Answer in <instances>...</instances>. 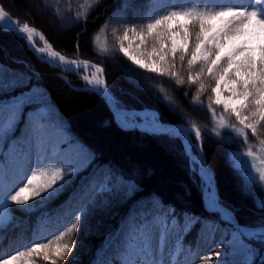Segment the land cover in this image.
<instances>
[{"label":"snow or ice","instance_id":"6c2138e0","mask_svg":"<svg viewBox=\"0 0 264 264\" xmlns=\"http://www.w3.org/2000/svg\"><path fill=\"white\" fill-rule=\"evenodd\" d=\"M202 2L212 4L215 0ZM90 7L86 0L80 11L90 15L87 11ZM79 18L78 12L76 19ZM0 29L26 38L28 47L37 54L46 55L50 61L80 66V62L67 60L54 50L44 35L28 23L18 26V21L3 6H0ZM37 35L43 47H37ZM119 51L140 69L173 78L178 85L185 82L190 86L199 85L198 91L203 92L205 81L214 82L215 86L210 88L213 105L222 106L225 113L234 115L239 125L221 117V129H230L245 142L249 130L252 136L264 135L261 131L264 129V0H255L247 6H172L144 23L125 24ZM177 60L181 66L187 63L186 81L177 70ZM83 66L86 70L90 62L83 61ZM95 68L92 78L83 76L82 79L105 99L112 120L122 131L183 140L189 172L192 178H199L204 209L217 214L227 226L221 229L211 218L187 211L177 213L172 205H161L163 211L153 212L144 202H138L114 230L105 234L91 264H167L166 255L182 239L183 233L197 223L202 229L217 224L220 243L230 249V252L216 253L215 264H264V253L253 246V242L264 245V218L259 226L241 225L235 217L237 210L221 200L214 174L204 162V136L200 127H171L162 124L159 114L147 107L137 109L124 104L108 91L103 69L99 65ZM136 86L147 90L143 83ZM43 104L41 89L30 87L29 77L0 65V157H3L0 159V224L5 222L9 202L23 206L34 199L50 200L92 162L93 154L68 137L64 126L53 122L51 112ZM193 131L195 143L189 139ZM213 134L219 136L220 132L213 129ZM260 143L264 144V139ZM246 155L253 157L254 153L249 150ZM234 159L238 161V156ZM235 167L239 168L240 164L236 162ZM244 180L241 191L251 194L250 184H254L256 178L245 176ZM260 180L264 181V174ZM17 181L23 184L18 189L13 187ZM135 188L130 178L115 173L109 166L103 181L83 193L73 213L74 221L55 236V243L52 240L32 243L26 251H16L0 259V264H36L33 257L41 256L50 264L69 260L79 242L74 238L65 240L66 233L71 237L78 234L87 223L88 207L95 203L96 197L114 190H123L126 194ZM158 199L153 196L149 202ZM256 206L264 211V199H257ZM180 217H183L182 223ZM229 255L232 260L226 258Z\"/></svg>","mask_w":264,"mask_h":264},{"label":"trees","instance_id":"16d2710c","mask_svg":"<svg viewBox=\"0 0 264 264\" xmlns=\"http://www.w3.org/2000/svg\"><path fill=\"white\" fill-rule=\"evenodd\" d=\"M38 2L43 5L42 12L56 25L62 26L68 23L67 27L61 31L50 28L47 19L36 13L27 0H4V5L6 10L21 23L27 22L40 28L58 51L68 56L77 55L79 58L102 64L106 80L117 97L122 101H133L137 105L130 106H151L159 110L162 105L174 106L176 101L180 111L184 105L189 108L185 117L172 115L174 113L172 110L164 113L160 111V117L165 122L192 120L202 128L206 136V161L214 171L221 200L230 208L237 210L235 214L241 224L259 225L264 217L255 213L258 211L256 200L264 199V188L262 185L250 184L251 194L242 195L238 183L242 187L246 175L233 166L229 153L231 149L247 147L246 142L227 129L221 130L219 136L212 132L214 129L212 109L220 110L213 105V95L210 91L213 82L209 84L205 81L206 90L200 92L199 85L190 86L187 82L178 85L173 78L160 76L132 65L119 51L118 35H116L118 26L128 25V22L110 15V10L121 4L123 0H87V3L91 4L87 9L90 15L80 11V6L85 5L86 0H38ZM104 6L106 7L103 8ZM203 7H212V5L201 4L197 8ZM78 12L79 20L76 19ZM96 13L103 14L94 19ZM114 61H117L118 65ZM0 65L29 77L30 87L41 89L43 106L51 112L53 122L61 123L68 137L78 141L93 154L91 164L81 170L54 198L44 202L34 199L23 206L9 202L8 215L2 224V229L8 230L12 223L26 218L37 220L41 224L42 231L36 237L29 239L27 248L31 247L32 243H47L49 240L55 243V236L70 227L74 219L64 228H61L59 223L66 221L78 207L83 193L90 189L89 184L92 179L98 183L103 181L104 173L109 166L115 173H123L125 177L130 178L136 188L126 194L123 190H114L97 196L95 203L88 207L87 223L78 234L71 237L66 233L65 240L74 238L79 243L71 258L60 264H91L105 234L114 230L120 220L138 206V202H144L153 212L163 211L161 205H172L177 213L187 211L202 218L215 219L214 215L203 207L198 186L199 178H192L187 158L178 143L171 142L164 135L154 137L140 131H122L112 120L109 107L103 99L90 91L72 88L49 65L37 58L28 48L25 39L2 29H0ZM186 69V61L181 66L177 60V70L185 81ZM135 78L149 82L150 87L152 86L150 95L147 92L137 91L134 93L136 99L128 96V92L133 93L130 86L139 83ZM72 82L79 83L77 80ZM170 91L179 95L178 100H174ZM223 115L235 121L232 116L224 113ZM261 131L264 133V129ZM261 139H264V135L255 137L249 133L247 141L249 144L258 145L261 144ZM217 148L222 150V157ZM132 170L136 173H131ZM137 186L141 187L137 188ZM185 187H188L187 194ZM261 190L263 193L260 192ZM153 196L159 199L149 202V198ZM70 200L68 212L65 213ZM45 210L49 211V221L43 224ZM199 227V223L194 224L185 236V241H193ZM253 246L264 253V246L256 243H253ZM33 259L36 264H50L45 262L42 256Z\"/></svg>","mask_w":264,"mask_h":264},{"label":"rangeland","instance_id":"374dc122","mask_svg":"<svg viewBox=\"0 0 264 264\" xmlns=\"http://www.w3.org/2000/svg\"><path fill=\"white\" fill-rule=\"evenodd\" d=\"M27 1L31 5V7L34 9V11H36V13L42 15L43 17H45L47 19V23L50 26V28H54V29H56L58 31H61V30H64L63 28L67 27L68 23H64L62 26H58L50 19V17L48 15H45L42 12V6L43 5L40 2H38V0H27ZM149 2L151 4H153V5L159 4L161 7H169L171 5L179 3L178 0L177 1L176 0H148V3ZM146 6H147L146 0H127V1H125L124 5H120L119 4V5L115 6L112 10H110V15H111V17L114 16L115 18H118L119 20H121V19L124 18L126 13H129L130 17H132V19H134L133 16L135 15V13L143 12L146 9ZM230 6H245V5H244L243 2L240 3V2L235 0V1H231L230 2ZM105 7L106 6H104L103 8H105ZM98 14L100 15L101 13L94 14V19H96ZM12 17H14V16H12ZM14 18H16V17H14ZM110 18H108V19H110ZM16 19H18V18H16ZM130 25H132V24H130ZM118 27H119L118 28L119 30H116V35H118L117 40H118V45L120 47V42H121V39L123 37L124 26L123 27L118 26ZM83 30L84 29H82V31ZM124 43H125V46H127V41H125ZM37 44L40 45L38 40H37ZM55 50L58 51L57 49H55ZM60 53L63 54L62 52H60ZM63 55L66 57L67 60L81 61L80 59H82V58L77 57V55H75V54L74 55L77 58H75L74 56H68L66 54H63ZM95 63H97V62H95ZM114 63L118 65L117 61H114ZM100 65H102V64H100ZM136 67H138V66H136ZM54 71H55L56 74L58 73V71H56V70H54ZM58 76H60V75H58ZM135 80L137 82H139V83L145 84L147 86V90H144L142 88H138L137 86H133L132 85L130 87L132 88L133 93L128 92V96H130L133 99L134 98L136 99L134 93L137 92V91L147 92L149 95L151 94V87L152 86L150 87L149 82L146 83L145 81H143L142 79H139V78H135ZM214 86H215V84L213 82V86L212 87H214ZM170 95L174 97V100H178V98H179V95L176 92H174V91H170ZM123 102L126 103L127 105L137 106L136 103L133 102V101L129 102L128 100H125ZM177 105L178 104L175 101L174 102V106L162 105L159 110H157L156 108L151 107V106H142V107H135V108L141 109V108L147 107L150 110H157V111H159V113H160V111L164 113V111L168 112V111L172 110V111H174V113H172V115L177 114V115H179L181 117H185L188 114V112H189V108H187L184 105L183 108H182V111H180L178 109ZM178 121H182L184 125L195 124V122H193L192 120H178ZM219 121H220L219 118H215V120H214V124H215L214 129L217 132H220L222 130L221 127H220ZM170 141L173 142V143H178L180 145V147L183 150L184 155L187 158L188 169H189V158L187 157V155L184 152L183 140L180 137H175L173 139H170ZM192 141H193V143H195V139H192ZM205 147H206V142H205V145L203 146L204 150H205ZM257 147L260 148V146H257ZM216 150L219 152L220 156L222 157L223 156L222 155V150L219 149V148H217ZM262 150L264 152V148H262ZM263 155H264V153H263ZM203 157H204L205 164L208 166V168L214 174L213 169L209 166L208 162L206 161L205 152L203 154ZM246 161H248V162H246ZM262 161H264V160L257 161V159L254 156L253 157H248L247 156V157H244L243 160H238L236 162H238L240 164V167H246L247 169H249L251 171L252 175H254L256 177V179H258L256 181L257 182H259V181L261 182V184L258 183L257 185H259V186L262 185L263 188H264V184H263L264 182L262 180H260L261 174H264V163H262ZM250 162L252 164H254V169L255 170H252L251 166H248L250 164ZM133 172L136 173V171L132 170L131 173H133ZM27 174L30 175L31 174L30 171L27 172ZM24 179L26 180V176L24 177ZM137 180H138V178H137ZM138 184L140 185L139 180H138ZM187 185H188V187H190L189 184H187ZM238 185H239V190H240L241 194L244 195V196H247L241 191V187H240L239 183H238ZM22 186H23V184L20 183L19 181H17L13 185V187L16 188V189H18L19 187H22ZM140 187L137 186V188H140ZM187 188L185 187L186 194L188 193V189ZM217 190L219 191V187L217 188ZM260 192L263 193L262 190ZM218 195H219V193H218ZM255 213H256V215L264 217V211H262V210L258 209V211H256ZM180 222L182 223L183 219L180 220ZM216 227H217V224H213V225H209L206 228H203V229L201 228V230H199V232H198L197 237L194 240L193 246L187 245V244L182 242V239H183V237H184V235L186 233V232H184L183 235H182V239L178 242V244L173 249L170 250L169 254L166 255L165 259L167 261V264H215L214 258L216 257V253L225 252V251H229L230 252V249L226 248L224 245H222L220 243L221 235L218 234V231L216 230ZM20 242H21V236L17 237L16 239H13V241H11L0 252V259L5 258L7 255H12L16 251H22V247H21ZM226 258L228 260H232L233 259V257L231 255L227 256ZM219 259H225V257H219Z\"/></svg>","mask_w":264,"mask_h":264},{"label":"bare ground","instance_id":"6f19581e","mask_svg":"<svg viewBox=\"0 0 264 264\" xmlns=\"http://www.w3.org/2000/svg\"><path fill=\"white\" fill-rule=\"evenodd\" d=\"M0 6H4V0H0ZM38 32V31H37ZM40 33V32H38ZM41 34V33H40ZM38 39L40 40V37L39 35H37L35 37V39ZM43 46H44V43H43ZM41 46V47H43ZM47 60V56L46 55H43ZM51 64L53 65H60L62 67V69L64 70L65 74L67 76L71 75V74H78L79 77L82 79L83 76H88L89 78H92V73L96 71V68L94 65H91L85 70L84 66H83V61H78L80 62V66L77 67L76 65H69V64H66V63H60L59 61H50L48 60ZM109 91V90H108ZM110 92V91H109ZM179 127H182V128H192L190 126H186V125H181ZM189 139L192 141V139H195V135H194V131L189 135ZM196 152L193 153V155H195Z\"/></svg>","mask_w":264,"mask_h":264}]
</instances>
